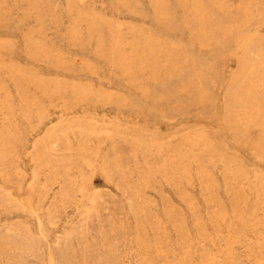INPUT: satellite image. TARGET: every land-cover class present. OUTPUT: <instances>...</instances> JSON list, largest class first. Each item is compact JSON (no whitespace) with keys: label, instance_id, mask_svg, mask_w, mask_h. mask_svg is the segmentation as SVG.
<instances>
[{"label":"rangeland","instance_id":"374dc122","mask_svg":"<svg viewBox=\"0 0 264 264\" xmlns=\"http://www.w3.org/2000/svg\"><path fill=\"white\" fill-rule=\"evenodd\" d=\"M0 264H264V0H0Z\"/></svg>","mask_w":264,"mask_h":264}]
</instances>
